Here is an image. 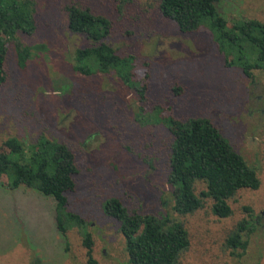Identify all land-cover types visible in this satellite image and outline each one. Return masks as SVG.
Wrapping results in <instances>:
<instances>
[{
    "label": "rangeland",
    "instance_id": "374dc122",
    "mask_svg": "<svg viewBox=\"0 0 264 264\" xmlns=\"http://www.w3.org/2000/svg\"><path fill=\"white\" fill-rule=\"evenodd\" d=\"M33 2L35 30L16 34L31 47L24 68L18 66L14 42L8 44L0 143L16 136L29 145L43 135L73 150L79 172L74 190L65 193L67 209L87 223L99 264H131L119 222L103 211L108 197L119 198L129 212L182 221L190 239L179 258L183 264H264V72L255 69L248 77L239 66L226 67L210 32L182 33L162 17L158 0ZM71 4L111 21L103 40L117 54L132 57L123 68L124 77L131 73L128 83L114 70L84 75L73 69L75 50L91 41L68 29L66 6ZM216 6L231 21L264 22V0H219ZM146 72L152 105L143 110L134 87ZM173 85L181 87L179 94ZM170 113L183 120L209 118L255 167L259 187L230 198L229 217L214 215L208 199L193 213L173 211V187L167 182L173 136L158 122ZM203 188L197 183V193ZM242 218L252 223L244 252L226 246ZM85 263L78 228L62 233L57 227L54 198L0 183V264Z\"/></svg>",
    "mask_w": 264,
    "mask_h": 264
},
{
    "label": "trees",
    "instance_id": "16d2710c",
    "mask_svg": "<svg viewBox=\"0 0 264 264\" xmlns=\"http://www.w3.org/2000/svg\"><path fill=\"white\" fill-rule=\"evenodd\" d=\"M218 1L158 0V9L162 17L175 22L182 33L210 32L218 50L225 55L226 67L239 66L248 77L253 76L255 69L264 72V22L254 18L231 21L217 9ZM66 11L68 29L84 34L91 41L89 46L75 50L73 69L84 75L91 74L93 69L100 73L114 70L128 83L131 73L129 71L128 77H124L123 68L132 57L117 54L103 40L110 33L111 21L104 15L73 4L67 5ZM35 28L33 0H0V87L8 78L9 42H14L18 66L24 68L31 47L22 44L16 34H31ZM143 74L134 88L144 110L152 104L147 96L149 74ZM172 89L175 94L181 92L178 85H173ZM159 105L154 104L153 107ZM159 120L173 136L167 182L173 187L172 209L175 213H193L208 199L212 213L226 218L232 214L230 198L241 189L255 190L259 187L255 167L246 162L209 118L189 117L183 120L170 113ZM78 172L73 150L55 139L42 135L26 145L16 136H9L0 143L1 185L9 189L26 186L54 198L58 229L65 233L71 226H76L86 249L85 264H99L92 253V238L84 228L87 223L67 209L65 193L74 190ZM197 183L204 184L198 193ZM102 208L106 215L119 222L129 263L183 264L179 258L188 248L190 239L182 221L166 215L129 212L117 197L106 198ZM244 208L250 210L249 207ZM251 225L247 218L236 223L226 238V246L244 252Z\"/></svg>",
    "mask_w": 264,
    "mask_h": 264
}]
</instances>
